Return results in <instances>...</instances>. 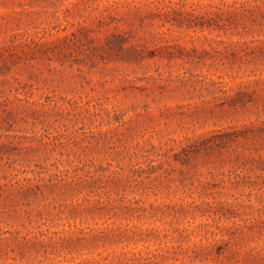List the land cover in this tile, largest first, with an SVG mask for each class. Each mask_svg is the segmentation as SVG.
Here are the masks:
<instances>
[{"label": "rangeland", "instance_id": "rangeland-1", "mask_svg": "<svg viewBox=\"0 0 264 264\" xmlns=\"http://www.w3.org/2000/svg\"><path fill=\"white\" fill-rule=\"evenodd\" d=\"M0 264H264V0H0Z\"/></svg>", "mask_w": 264, "mask_h": 264}]
</instances>
